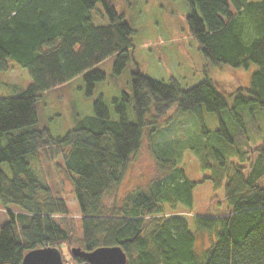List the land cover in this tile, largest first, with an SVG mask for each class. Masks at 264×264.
Segmentation results:
<instances>
[{"label": "trees", "instance_id": "obj_1", "mask_svg": "<svg viewBox=\"0 0 264 264\" xmlns=\"http://www.w3.org/2000/svg\"><path fill=\"white\" fill-rule=\"evenodd\" d=\"M185 1L191 7L188 28L199 51L219 68L255 64L249 87L225 88L209 78L184 89L175 77L155 80L135 71L130 77L131 96L123 92L112 99L116 119L99 97L92 116L79 119L63 136H54L47 127H32L37 123V101L78 76L91 96L94 84L106 79L94 67L111 56H115L113 73L120 75L133 47V29L113 0H0V74L14 61L31 77L18 95L0 98V206L17 208L7 211L8 221L0 227V264H22L28 251L41 247L57 248L64 264H89L73 256L71 248L90 252L101 246H120L126 264H264V186L257 184L264 176V133L255 138V142L261 139L253 148L257 158L248 167L233 164L226 180L230 211L193 219L196 231L216 236L202 258L195 251V235L177 210L192 206L196 185L178 167L187 138L154 152L163 175L116 199L140 150L148 116L155 133L159 119L172 108L200 121L206 109L217 115L220 138L234 142L232 155L241 157L238 146L248 139L247 132L255 130L249 123L248 131L242 118L252 112L251 107L264 111V0ZM98 3L108 21L105 25L95 21ZM131 97L135 123L127 117ZM228 97L233 99L231 107ZM224 110L232 116L230 128L221 117ZM40 155L48 161L63 159L78 202L80 226L65 198L55 195L31 168L27 157ZM2 164H7L10 176Z\"/></svg>", "mask_w": 264, "mask_h": 264}, {"label": "rangeland", "instance_id": "obj_2", "mask_svg": "<svg viewBox=\"0 0 264 264\" xmlns=\"http://www.w3.org/2000/svg\"><path fill=\"white\" fill-rule=\"evenodd\" d=\"M113 4L133 29V47L126 67L120 75H115V56L96 65L94 69L103 72L106 79L94 84L91 96L86 94L82 76L43 93L36 104L37 123L32 127H47L54 136H63L79 119L94 114L93 102L99 97L109 107L111 118L116 119L112 99L120 97L123 92L131 96L130 77L135 71L155 80L168 81L170 77H175L184 89L209 78L224 84L225 88L238 85L249 87L255 64L251 63L248 68H219L210 64L199 51L197 41L188 28L186 18L191 13V7L185 0H113ZM94 15L97 24L108 23L101 3L96 5ZM30 82L28 70L10 61V68L0 74V98L18 95ZM224 95L227 97L225 92ZM228 105H233L232 98L228 97ZM250 109L252 112H248L242 119L248 131L249 123L254 124L255 130L247 132L248 139L238 146L241 157L239 154L232 155L230 150L235 151L234 142L220 138L216 133L219 128L217 115L206 109L202 110L200 121L192 113L178 112L172 108L159 119L155 133H151L154 124L153 119L148 116L143 127L140 150L129 165L116 199L120 201L132 190L145 188L152 179L163 175L165 171L159 167L154 152L159 148L175 146V142L187 138L184 142L186 150L180 157L178 167L196 185L193 189L192 206L186 209L179 206L177 210L186 218L189 230L195 235V251L202 258L211 243L216 241V236L196 231L193 219L197 216L218 217L227 214L231 207L225 199L224 187L228 176L233 173V164L242 162L248 167L257 158L253 148L261 140L259 138L255 142V138L264 133V111L258 107ZM127 117L130 122H136L132 97L127 105ZM221 117L230 128L233 121L229 110L222 111ZM27 160L53 193L65 198L71 215L80 226L78 202L71 178L64 171L63 159L58 157L54 161H48L40 155L38 158L27 157ZM1 168L7 175H11L7 164H2ZM257 184L264 186V176ZM8 210L15 211L17 208L9 205L2 209L0 206V227L8 221ZM166 214L170 212L167 211ZM62 252L65 259H68L64 245Z\"/></svg>", "mask_w": 264, "mask_h": 264}, {"label": "water", "instance_id": "obj_3", "mask_svg": "<svg viewBox=\"0 0 264 264\" xmlns=\"http://www.w3.org/2000/svg\"><path fill=\"white\" fill-rule=\"evenodd\" d=\"M73 256L84 258L89 264H126L127 256L120 246H101L86 252L72 247ZM22 264H63L61 252L55 247H41L28 251Z\"/></svg>", "mask_w": 264, "mask_h": 264}]
</instances>
